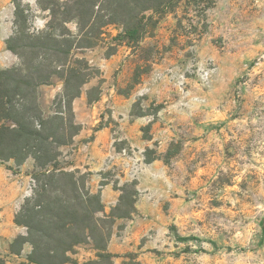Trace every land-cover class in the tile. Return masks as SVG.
<instances>
[{
    "label": "rangeland",
    "instance_id": "rangeland-1",
    "mask_svg": "<svg viewBox=\"0 0 264 264\" xmlns=\"http://www.w3.org/2000/svg\"><path fill=\"white\" fill-rule=\"evenodd\" d=\"M52 1L42 5L58 9L56 18L38 0H23L31 11L21 20L13 0H0V68L20 62L7 48L9 37L19 29L57 25L74 5ZM168 2L163 12L146 13L158 22L139 42L115 39L123 30L115 23L105 27L97 46L73 53L98 72L74 102L77 123L83 117L98 121L94 130L111 127L116 149L143 156L144 164L140 179L121 178L120 169L112 167L95 177L76 167L77 141L62 147L61 166L76 177L88 174L93 193L102 199L107 183L116 190L115 204L102 199L111 215L102 223L111 232L107 249L115 256L98 257L85 237L66 264H264V0ZM66 27L77 33V20ZM53 81L39 91L46 113L63 87L58 78ZM93 88L100 98L89 103ZM14 171L25 174V168ZM93 179L99 180L96 186ZM38 183L28 180L23 205L27 200L35 205ZM48 195L63 192L55 188ZM131 219L137 225L125 233L124 221ZM137 231V241L131 239L137 249L110 251L115 234L129 237ZM23 232L33 239L27 227ZM14 240L0 239V257L7 264H34L33 245L21 237L12 245Z\"/></svg>",
    "mask_w": 264,
    "mask_h": 264
},
{
    "label": "trees",
    "instance_id": "trees-1",
    "mask_svg": "<svg viewBox=\"0 0 264 264\" xmlns=\"http://www.w3.org/2000/svg\"><path fill=\"white\" fill-rule=\"evenodd\" d=\"M73 1L74 5L63 12V20L57 25H47L36 32L19 29L9 37L7 48L20 62L0 68V164L14 160L21 166L32 158L37 170L32 177L40 187L35 205L31 207L27 200L16 216V223L26 226L28 236L33 239L19 235L12 243L20 237L24 244L30 242L33 252L29 259L34 264L68 263L71 260L68 253L83 243L85 237L94 242L98 257L112 259L115 256L107 249L111 232H105L102 223L111 215L105 212L101 194L93 193L88 187V174L76 177L60 164L62 147L74 143L82 129L76 121L74 101L81 96L84 85L98 73L87 59H73V53L97 46L103 39L105 27L115 23L123 25L115 39L139 42L158 22L153 14L146 13L163 12L169 3V0ZM13 2L16 17L25 20L31 8L23 0ZM38 3L41 9H50L52 17H57L58 9L42 5V0ZM73 19L77 20V33L66 27ZM54 78H58L63 87L53 100L54 109L46 113L40 105L39 91L44 85H52ZM97 90L93 88L88 92L89 103L99 100V94H92ZM153 160L148 158L147 162ZM77 174L81 171L77 170ZM55 188L63 195L49 196L48 191ZM68 188L72 195L68 194ZM44 209L46 214L42 213ZM0 264L7 262L0 257Z\"/></svg>",
    "mask_w": 264,
    "mask_h": 264
},
{
    "label": "crops",
    "instance_id": "crops-1",
    "mask_svg": "<svg viewBox=\"0 0 264 264\" xmlns=\"http://www.w3.org/2000/svg\"><path fill=\"white\" fill-rule=\"evenodd\" d=\"M79 119L82 129L74 139L78 142L76 166L78 169L92 172L95 177H100L103 171L112 167L115 170L120 169L119 176L121 178L134 177L140 179L142 177L141 163L144 164L143 156L140 157L137 154L136 157H129L122 150L118 151L114 144L116 140L115 132L111 130V127L104 126L101 129L94 130L91 126H95L98 121L83 117ZM10 166H13L14 169L25 168V174H18L17 171L9 168ZM33 169L34 160L32 158H28L21 166H17L14 160L0 164V239H6L8 243L23 234V230L26 228L16 223V216L22 208L24 198L27 197L28 180H32ZM19 175H22L21 179H19ZM98 181L93 179V186H96L95 183ZM101 190L103 202L106 205L115 204L116 190L113 185L107 183ZM139 190L142 191L143 189L139 186ZM123 220V218L118 219V222ZM124 222L127 224L125 233L137 225V221L134 219ZM138 236V231L129 237L115 234L109 249L117 254L132 248L137 249L136 243L132 246L131 239L136 242Z\"/></svg>",
    "mask_w": 264,
    "mask_h": 264
},
{
    "label": "built area",
    "instance_id": "built-area-1",
    "mask_svg": "<svg viewBox=\"0 0 264 264\" xmlns=\"http://www.w3.org/2000/svg\"><path fill=\"white\" fill-rule=\"evenodd\" d=\"M260 64V62L258 63V65Z\"/></svg>",
    "mask_w": 264,
    "mask_h": 264
}]
</instances>
